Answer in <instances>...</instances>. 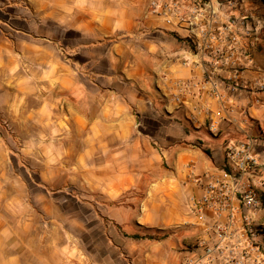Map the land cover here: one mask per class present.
<instances>
[{
	"label": "crops",
	"instance_id": "crops-1",
	"mask_svg": "<svg viewBox=\"0 0 264 264\" xmlns=\"http://www.w3.org/2000/svg\"><path fill=\"white\" fill-rule=\"evenodd\" d=\"M153 1L0 0V127L12 129L0 131V161L30 150L45 155L48 171H80L101 205L115 207L114 264H206L195 244L210 232L189 199L221 179L225 149L248 139L260 165L250 180H264L262 52H252L254 67L240 68L248 40L229 45L214 34L204 56L180 20L195 0H182L171 24L151 13ZM221 5L214 29L230 16ZM205 16L200 24L209 26ZM219 50L225 60L216 67ZM42 245L36 256L0 225V264H83L70 244Z\"/></svg>",
	"mask_w": 264,
	"mask_h": 264
},
{
	"label": "rangeland",
	"instance_id": "rangeland-1",
	"mask_svg": "<svg viewBox=\"0 0 264 264\" xmlns=\"http://www.w3.org/2000/svg\"><path fill=\"white\" fill-rule=\"evenodd\" d=\"M215 1L220 5L214 3L217 8L214 19L222 9L221 3L228 7L227 13L230 16L221 23L219 29L212 27L213 21L211 31L214 34L220 33L228 18L243 19V27L249 36L256 35L259 38L251 48V54L254 50L262 52L264 72V0ZM0 131L5 135L12 129L9 125H3ZM8 143L11 149L17 150L11 142ZM40 147L42 146L39 145V150ZM2 156L3 159L6 158L1 154V159ZM44 161L45 155L32 153L30 150L9 155L7 164L0 161V210L4 212L0 225L4 224L16 232L18 241L34 249L32 252L37 253L36 256L41 254L44 243H64L70 244L74 254H79L81 250L83 264L116 263L118 250L113 249V244L119 240L116 234L118 225L110 217L115 209L113 203L107 201V205L102 206L103 198L99 196V191L96 187L85 185L80 171L63 168L48 171ZM259 193L264 199V192L259 190ZM121 198L123 197L117 198L115 204H120ZM200 227L203 231H208L202 223ZM208 232L210 234L197 239L195 244L201 248L206 264H229L232 258L209 257L206 254L204 248L211 247L216 242L214 233ZM242 243L244 248L233 251L234 261L264 264V205L252 216L249 231ZM26 258L25 261H32L30 252Z\"/></svg>",
	"mask_w": 264,
	"mask_h": 264
},
{
	"label": "built area",
	"instance_id": "built-area-1",
	"mask_svg": "<svg viewBox=\"0 0 264 264\" xmlns=\"http://www.w3.org/2000/svg\"><path fill=\"white\" fill-rule=\"evenodd\" d=\"M200 4L198 5V2ZM182 0H154L151 5V13L153 15L163 17L167 24H171L175 17H178ZM218 4V2H216ZM188 12V19L185 18V14L181 15V21L187 23L189 31L198 39L196 46L198 45L199 53L206 55L207 51L213 49V41L216 39L214 33L211 31V23L214 21V3L212 0H195L192 3ZM220 5V4H218ZM202 8L199 9L200 7ZM210 15L208 24L202 26L200 24V16L202 14ZM205 16V17H206ZM185 18V19H184ZM243 20V19H242ZM239 20L238 17L228 18L227 22L222 26V30L218 35L220 40L224 39L229 45H236L241 40L247 39L244 44V64H239V67L249 66L254 67V61L251 55V48L256 42H258V36H249L247 30L244 29V23ZM217 40V39H216ZM221 51H215V55L212 58L214 66H220L224 62V57L221 56ZM220 53V54H219ZM228 63L236 65L237 61H230L227 58ZM198 85L191 81H185L183 87L196 88ZM264 88V82L261 81L260 89ZM212 97L222 102V94L214 88L211 91ZM212 131V128H210ZM253 142L248 139L245 143L232 144L225 149V165L222 171L221 179L213 183H208L202 188V194L200 197H191L189 199V205L191 213L200 219V223L205 225L208 231H212L215 235L216 242L211 247L206 246L205 252L209 257L220 256L230 259L229 264H247L242 261L236 260L233 251L239 248H244L243 238L249 231V225L251 218L255 211L259 210L264 205V199H262L259 193V185L264 186V180L258 184L250 180L251 175H255L257 169L260 167L258 160L254 157ZM193 171H190L192 174ZM227 182L232 183L230 191L227 188ZM234 199L238 206L237 210L240 213V219L236 220L232 207L229 203V198ZM212 213L213 220L208 223L205 219L206 214ZM223 219V222H220ZM228 248V249H227ZM227 249V250H226ZM188 264H194V261H189Z\"/></svg>",
	"mask_w": 264,
	"mask_h": 264
}]
</instances>
